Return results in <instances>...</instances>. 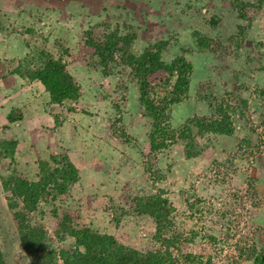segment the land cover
<instances>
[{
  "label": "rangeland",
  "instance_id": "374dc122",
  "mask_svg": "<svg viewBox=\"0 0 264 264\" xmlns=\"http://www.w3.org/2000/svg\"><path fill=\"white\" fill-rule=\"evenodd\" d=\"M235 2L252 5L244 9V20L237 18ZM213 16L219 22L211 28L208 21ZM102 23L110 29L118 26L121 32L129 27L136 29L132 44L135 53L157 40L168 42L163 60L185 51V60L192 67L190 83L187 99L171 108L172 128L190 117H207L208 105L222 102L234 110L232 135L197 137L203 153L193 161L183 158L180 143L162 151L153 162L161 178L151 184L141 168V162H149L144 143L147 123L136 109L132 84H127L125 73L117 70L102 77L98 69L86 68L89 51L82 44L83 38L87 32L96 33L95 26ZM247 25L249 28L239 34L237 28ZM263 26L264 0H0V94L11 86L25 99L33 98L35 93L41 106L38 114L31 116L35 115L43 125L27 137L32 130L31 116L12 128L0 119V140L16 142V159L10 169L21 173L24 168L33 173L36 159L63 151L51 135L57 127L52 116L41 114L46 104L42 97L45 92L41 87L25 90L27 84L16 83L18 78L11 74L15 61L26 56L23 40L31 37L26 30L36 32L32 40L37 45L54 52L66 48L75 60L65 59L66 70L80 88L81 96L75 103L65 105L70 118L69 122L63 121L62 128L73 136V148L68 149L73 152V164L78 169L92 165L88 170V175L93 174L90 185L85 186L88 180L82 182L70 197L63 198L57 218L49 207H41L37 213L27 214L30 224L41 226L57 250L67 249L72 240H56L53 235L58 218L66 210L77 224L108 232L122 244L144 252L153 248L152 220L123 215L114 227L108 202L111 199L113 205L121 204L128 192L134 196L141 189L153 192V188H159L166 191L165 198L175 209L174 228L186 238L191 230L199 234L193 242L179 246L182 253L199 256L208 264H255L251 256L264 254ZM192 32L211 40L210 51L194 45ZM160 79L162 73L158 72L149 81L156 83ZM124 83L126 91L120 87ZM115 85L121 89L114 94ZM8 91L3 93L5 98H0L5 101L0 106L8 110L17 105L20 109L22 104L14 101ZM0 115L5 116L1 109ZM118 117H122L124 136L137 141L136 150L124 145L115 132L120 127ZM104 145L111 153L108 163L110 159L115 165L121 152L119 169L110 170L111 163L106 161L100 162L96 170L93 168ZM7 164L0 158V175L8 170ZM80 173L84 175L87 170ZM7 196L0 188V253L4 264H29L17 241ZM56 264H61L58 259Z\"/></svg>",
  "mask_w": 264,
  "mask_h": 264
},
{
  "label": "trees",
  "instance_id": "16d2710c",
  "mask_svg": "<svg viewBox=\"0 0 264 264\" xmlns=\"http://www.w3.org/2000/svg\"><path fill=\"white\" fill-rule=\"evenodd\" d=\"M234 4L237 8V18L244 20V9L251 8L252 5L240 2ZM218 22L219 19L213 16L208 24L214 28ZM248 28L249 25L237 29L241 34V31ZM95 29L96 33H85L86 37L82 42L89 51L86 68L98 69L102 77L117 70L119 73H125L127 84H132L136 109L147 123L145 143L146 158H149V162H141V168L144 174H148L151 184L161 178V173L155 169L154 163L162 151L180 143L183 158L193 161L203 153V147L196 141L197 137L202 139L207 136L232 135L234 110L222 102L210 103V114L207 117H190L179 127H171L172 106L186 100L188 94L192 67L185 60V51L166 61L161 56L168 45L167 41L157 40L135 53L132 44L136 39V29L129 27L121 32L118 26L110 29L107 23L95 26ZM26 33L31 36L23 40L26 56L15 61L11 74L24 82L40 84L47 96L45 110L52 116L53 124L58 126L61 124L63 113L69 111L65 105L75 103L81 96L80 88L66 70L65 59L73 62L74 58L66 48L54 52L53 49L37 45V42L32 40L33 36H37L35 31L26 30ZM191 37L195 46L210 51V39L196 32H192ZM228 42H231L230 38ZM158 72L162 73V79L156 83L150 82L149 78ZM117 87L115 85L114 94L121 88L127 90L125 83L121 88ZM261 94L264 99V91ZM117 110L121 111L118 106ZM20 120L21 115L14 108L4 117V122L8 125ZM117 122L120 127L116 128L115 132L119 133L121 142L136 150L137 141L124 136L122 132V117H118ZM4 129H7V126ZM15 146L14 140H0V158L8 161V170L0 175V188L8 195L7 207L12 211L17 241L25 251L29 264H56V259L61 264H208V261L202 262L199 256L182 253L180 250L182 243L193 242L199 234L191 230L186 238L174 228L172 219L175 209L165 198L166 191L159 188H153V192L141 189L134 196L132 192H128L124 194V203L121 204L113 205L111 199L108 202L110 221L114 227L123 215L146 216L152 220L153 248L144 252L138 251L122 244L108 232L77 224L74 218L63 210L65 212L58 218L53 235L60 241L66 237L70 238L72 245L67 249L57 250L41 226L30 224L27 214H35L40 211L39 208L49 207L51 214L57 218V210L63 207L62 199L70 197L79 183L78 171L66 151H60L36 159L32 163L35 172L21 168L19 173L10 169L16 159ZM138 152L141 155V151ZM212 237L208 236L210 240ZM170 250L174 251L175 256ZM251 257L255 264L264 262V254L258 253ZM0 264H4L1 253Z\"/></svg>",
  "mask_w": 264,
  "mask_h": 264
},
{
  "label": "crops",
  "instance_id": "0c3cea01",
  "mask_svg": "<svg viewBox=\"0 0 264 264\" xmlns=\"http://www.w3.org/2000/svg\"><path fill=\"white\" fill-rule=\"evenodd\" d=\"M19 80V81H18ZM17 81H16V83H18V84H27V85H24V89L25 90H29L31 87H33V88H35V89H40V84H38V83H36V82H31V83H27V82H24L23 80H20V79H18ZM22 82V83H21ZM7 90H9L8 92H10V93H12V95H13V97H14V101H16V102H20L22 105L20 106V109L17 107V105L16 106H10V108L8 109V110H4V106H0V109H1V113L3 114V115H5L6 113H7V111H9L10 109H19L18 110V112H19V114L21 115V120L19 121V122H16V123H14V126L15 127H19L22 123H24V122H26V119L28 118V116H31V114H38V112H37V108L39 107V106H41L40 104H39V101H38V99H37V97L38 96H35V93L34 94H32V97L33 98H28V99H25V97H24V94H22V92L20 93L19 92V90H17V89H15L13 86H11V87H9V89H7ZM7 90H4V92H7ZM41 91H43V89H42V87H41V89H40ZM3 92V93H4ZM3 93H1L0 94V98L2 99V98H5V96H4V94ZM45 94V93H44ZM7 97V96H6ZM42 97L45 99V102H47V96L46 95H43L42 94ZM0 99V102H1V105L3 104V103H5V101L3 100H1ZM23 102V103H22ZM45 102L43 103V104H45ZM3 110L5 111V112H3ZM23 111H26L27 113L24 115V112ZM43 112H46V110H45V108L43 109V107L41 108V114L42 115H44L46 118H48V116H47V114H45V113H43ZM4 117L5 116H3V118H2V116L0 115V119H2L3 121H4ZM38 117H40V115L38 116ZM69 118H70V116H69V113L67 112V111H65L64 113H63V116H62V121H61V124L60 125H58L56 128H55V130L53 131L52 130V136H54L55 137V141H56V144H57V146L58 147H61V149L63 150V151H66V154H68V155H70L71 157H69V159L71 160V162H72V151H68V149H70V148H73V142H72V140H73V136H72V134H70L69 132H64L65 131V128L63 129L62 127H63V125H64V122L63 121H67V122H69ZM30 121L31 122H33V123H31V125H32V130L30 131V132H28V136L27 137H30V135H32V134H35L38 130H40V129H42L43 127V125L41 124V122H39L40 121V119L39 118H37V120L35 119V115L33 116H31L30 117ZM4 124H5V122H4ZM10 128H12V126L10 125ZM38 128H40V129H38ZM51 136V137H52ZM105 140V139H104ZM60 142V143H59ZM144 143H145V140H144ZM60 145V146H59ZM106 145V144H105ZM104 145V151H103V154H102V156H99L98 157V160L99 161H97V163H96V166H93V168L96 170V168L98 167V164H100V162H107V160H108V158L110 157V159H111V153H110V151H108L107 150V148H106V146ZM145 145H146V143H145ZM143 147V146H142ZM147 147V146H146ZM58 150V149H57ZM86 153H88V152H86ZM83 155H85V154H83ZM120 155H121V152H119V154H118V158H117V160L120 158ZM109 159V163L108 164H110V170H112L114 167L116 168V170H117V168L119 169L120 167L118 166V164H119V162H117V160H116V164L114 165V164H112L113 162L111 161ZM73 163V162H72ZM74 165V164H73ZM125 165L127 166L128 164L127 163H125ZM75 166V168L77 169V171H78V174H79V183L78 184H82V182H85V181H87L86 182V187H88L89 185H90V182H91V180H89L91 177H92V175L93 174H91V173H89V175H88V170L92 167V165H89V166H87V167H83V169H78L77 167H76V165H74ZM82 170H87V173L86 174H82V173H80V172H82ZM115 170V171H116ZM95 172V171H94ZM96 172H98V171H96ZM95 172V173H96ZM103 174H105V173H103ZM96 180V179H95ZM103 181V180H102ZM102 184V182H98L97 184Z\"/></svg>",
  "mask_w": 264,
  "mask_h": 264
},
{
  "label": "water",
  "instance_id": "95a60500",
  "mask_svg": "<svg viewBox=\"0 0 264 264\" xmlns=\"http://www.w3.org/2000/svg\"><path fill=\"white\" fill-rule=\"evenodd\" d=\"M263 264H264V262H263Z\"/></svg>",
  "mask_w": 264,
  "mask_h": 264
}]
</instances>
